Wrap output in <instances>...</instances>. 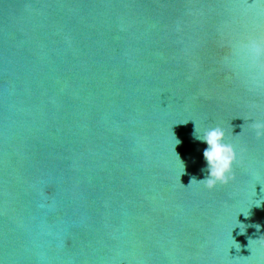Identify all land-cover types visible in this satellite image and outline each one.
<instances>
[{
  "label": "water",
  "instance_id": "95a60500",
  "mask_svg": "<svg viewBox=\"0 0 264 264\" xmlns=\"http://www.w3.org/2000/svg\"><path fill=\"white\" fill-rule=\"evenodd\" d=\"M256 124L264 0H0V264H264Z\"/></svg>",
  "mask_w": 264,
  "mask_h": 264
},
{
  "label": "clouds",
  "instance_id": "9594fccd",
  "mask_svg": "<svg viewBox=\"0 0 264 264\" xmlns=\"http://www.w3.org/2000/svg\"><path fill=\"white\" fill-rule=\"evenodd\" d=\"M259 50V45H253ZM257 136L264 135V125H254ZM195 138L206 145L203 150V160L205 168L202 171L205 173L203 179L197 181L202 184L206 189L212 190L217 185H226L234 179L232 174L233 164L237 161V152L233 145L225 141V132L220 127H209L203 129L200 134H195ZM180 141L177 140V144ZM260 206V203L257 207ZM245 216V215H244ZM246 217V216H245Z\"/></svg>",
  "mask_w": 264,
  "mask_h": 264
}]
</instances>
